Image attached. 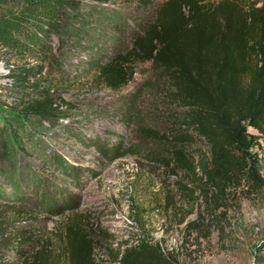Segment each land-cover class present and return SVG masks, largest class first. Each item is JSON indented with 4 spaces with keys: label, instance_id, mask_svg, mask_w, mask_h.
<instances>
[{
    "label": "rangeland",
    "instance_id": "rangeland-1",
    "mask_svg": "<svg viewBox=\"0 0 264 264\" xmlns=\"http://www.w3.org/2000/svg\"><path fill=\"white\" fill-rule=\"evenodd\" d=\"M161 1L141 13L135 0L104 3L103 9H91L88 3H99L87 0L77 10L82 36L65 31L66 43L51 34L57 70L50 66L49 73L75 120H54L36 134L40 145L24 141L16 164L0 143V218L9 229L47 236L54 255L62 245L58 230L78 223L98 238L95 256L102 264H117L112 249L140 236L170 251L176 264H264V187L227 191L207 206L200 198L187 202L163 158V108L150 63L136 64L118 89L106 87L99 75V66L129 48L136 23L149 20ZM8 64L18 62L0 49V117L11 128L20 122L13 121L16 106L2 88L10 84ZM199 149L206 146L197 140L193 151ZM254 151L264 179V144ZM18 204L26 208L14 216ZM7 261L15 264L11 256Z\"/></svg>",
    "mask_w": 264,
    "mask_h": 264
},
{
    "label": "trees",
    "instance_id": "trees-1",
    "mask_svg": "<svg viewBox=\"0 0 264 264\" xmlns=\"http://www.w3.org/2000/svg\"><path fill=\"white\" fill-rule=\"evenodd\" d=\"M84 1L0 0V49L18 62L7 65L10 84L2 88L14 100L17 114L11 115L20 125L7 128L0 117V143L14 164L24 141L40 145L36 134L54 120H75L71 102L59 96L49 73L50 66L57 70L50 42L51 34L66 42L65 31L82 36L77 10H83ZM92 1L99 5L88 3L91 9L117 2ZM135 2L142 13L153 0ZM135 26L129 48L104 61L99 75L106 87L118 89L131 79L136 64L150 63L163 108V158L168 156L170 172L179 176L176 185L186 201L200 198L207 206L227 191L264 187L254 151L264 144V2L163 0L149 20ZM197 140L206 146L204 152L193 151ZM16 208L14 216L26 206ZM1 221L0 264H8L10 256L15 264H102L95 256L98 238L78 223L58 230L62 245L54 255L47 236L9 229L10 222ZM109 257L117 264H176L170 251L144 236L118 245Z\"/></svg>",
    "mask_w": 264,
    "mask_h": 264
}]
</instances>
